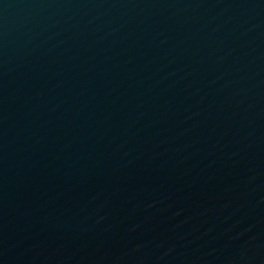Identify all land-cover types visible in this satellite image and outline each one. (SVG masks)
I'll return each instance as SVG.
<instances>
[{"label":"water","instance_id":"95a60500","mask_svg":"<svg viewBox=\"0 0 264 264\" xmlns=\"http://www.w3.org/2000/svg\"><path fill=\"white\" fill-rule=\"evenodd\" d=\"M0 264H264V0H0Z\"/></svg>","mask_w":264,"mask_h":264}]
</instances>
